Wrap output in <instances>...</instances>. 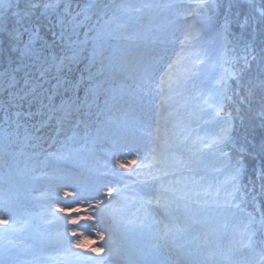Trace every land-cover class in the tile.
Segmentation results:
<instances>
[{"label": "snow or ice", "instance_id": "1", "mask_svg": "<svg viewBox=\"0 0 264 264\" xmlns=\"http://www.w3.org/2000/svg\"><path fill=\"white\" fill-rule=\"evenodd\" d=\"M175 7L172 0H149L140 7L126 0H0V160L23 158L22 175L28 176L48 160L75 165L47 177L54 188L47 196L50 219L44 222L57 227L32 237V248H55L59 255L18 261L11 248L0 249V264H114L117 257L124 264H166L163 249L171 252L169 241L195 229L202 213L223 218L219 233L239 229L245 264H264V137L257 143L249 139L251 132L237 135L235 124L239 118L243 125L241 107L247 106L264 128V47L257 55L253 46L257 33L264 35V0H195L188 6L199 31L213 34L223 64L230 66L216 82L218 131L210 140L198 127L197 106L207 101L197 91V71L178 85L173 79L184 49L175 60L167 56L171 41L163 26L150 30L144 47L138 34H127L131 13H170ZM245 33L251 38L245 55H229L230 37L243 39ZM192 55L193 69L204 63L202 47ZM146 118L154 131L148 151L141 152L134 145ZM101 143L105 150L97 153ZM209 155L218 174L211 181ZM98 156L110 158L111 168L87 163ZM249 156L261 164L256 178L245 184ZM142 169L153 181H141L150 198L139 199L132 205L135 212L126 214L120 181ZM8 174L16 175L13 166ZM9 193L0 197L2 235L22 231L14 217L15 189ZM151 208L160 220L143 214ZM173 211L183 226L166 218ZM157 229L163 245L126 252L129 232ZM133 254L134 262L127 258ZM206 259L233 264L231 253L222 249Z\"/></svg>", "mask_w": 264, "mask_h": 264}, {"label": "rangeland", "instance_id": "2", "mask_svg": "<svg viewBox=\"0 0 264 264\" xmlns=\"http://www.w3.org/2000/svg\"><path fill=\"white\" fill-rule=\"evenodd\" d=\"M120 2V0H116ZM127 3L132 4L135 7H140L142 4L149 2V0H126ZM176 7L169 13L163 12L159 9H144L141 12H133L130 17L126 18V23L128 25L127 34L139 36V42L141 46L144 47L148 43V37L150 35V30L157 27L163 26L168 29L170 36V43L168 45L167 56L172 60L176 59V56L181 54V49H184V54L181 57V61L175 66V71L173 74V79L178 85L181 80H183L190 71H197L198 80H197V91L198 93H203L207 103H200L197 106V115L199 119V131L204 139L210 140L216 132L209 124L211 117H216L213 104L216 102L218 92H217V80L223 74L224 69L228 65L223 64L221 53L218 50L216 43L207 42L206 36H204V31H199L200 24L198 23L194 15L188 14V6L194 4L195 0H172ZM197 33L199 34V41L195 39ZM191 34L189 41L185 42V35ZM213 45L210 47L209 45ZM201 47L206 52V58L204 62L209 65L210 71L206 72L203 77L199 76V67L201 63L195 65L193 69L192 61L195 60V56L192 55L193 52H200ZM157 104L159 101L157 100ZM167 103V101H166ZM153 123L150 118H146L143 122V126L137 134V143L134 145L136 148H139L141 152H147L149 149L150 141L152 136L150 133H153ZM105 150L104 144L97 145V153H102ZM60 162H66L62 160H48L45 163L39 165V167L31 173V176H28L30 182L26 185L28 188H37L33 191L37 197L42 195L45 199V204L40 207L39 212V222L36 228L37 231H54L57 227L55 223L48 224L44 221L50 219V216H47L49 201H47V196L51 194L54 188V182L47 179L49 176H60L64 173L60 171ZM70 165H74L72 162H67ZM89 164H104L108 163L109 168H111L110 158H105L103 156H98L95 161H87ZM22 167H25L23 162ZM212 168V166H211ZM4 170V169H2ZM117 171H122L117 169ZM147 170L142 169L137 175H128L125 173V177L122 179V183L126 185L124 208L125 213L129 214L130 212H135V209L132 207L133 203H136L139 199H148V195L144 193L147 191L139 190L132 185L133 178H143L146 176ZM218 175L213 173L207 178L209 181L212 180L213 176ZM32 177H38V179H33ZM27 189V190H28ZM0 193L2 190L0 189ZM0 197L3 195L0 194ZM63 199V197H61ZM63 206V205H61ZM139 206V205H138ZM143 214L152 216L155 220H160V214L155 208L144 209ZM62 215V214H59ZM15 219H17L20 224L18 227L22 228V231L10 233L8 235L0 234V249L7 250L11 248L14 256V260L18 261H28L39 256L42 259H47L48 257H55L59 255V252L55 248H49L48 252L42 253L31 247L27 240L26 233L23 230L22 216L15 214ZM168 220H173L172 215H166ZM181 224L180 222L174 220ZM210 224H214V221H209ZM218 224V223H217ZM36 226V224H35ZM183 226V224H181ZM193 230L184 233L182 239V248L176 246L175 240L169 241L172 251L170 252L168 248L163 249V256L166 260V264H209L206 259L210 252H219L221 249L227 254L231 253V259L233 264H245V256L240 254L239 249V229L232 228L228 233L222 234L213 233L209 226L202 225L195 233H192ZM158 235V229L152 234L148 232L141 233L139 230H134L129 232L126 243L129 248L126 249V252L131 251L138 253L144 249H151L156 245H163V241L156 238ZM211 239L212 244L208 247V251L205 250L207 247V240ZM9 241H13L12 244H9ZM215 243V245H214ZM183 251V252H182ZM132 261L136 260V255H131ZM249 259V258H248ZM211 263V261H210Z\"/></svg>", "mask_w": 264, "mask_h": 264}, {"label": "trees", "instance_id": "3", "mask_svg": "<svg viewBox=\"0 0 264 264\" xmlns=\"http://www.w3.org/2000/svg\"><path fill=\"white\" fill-rule=\"evenodd\" d=\"M197 20H198V18H197ZM234 31L236 33V37H239L240 31L235 30V29H234ZM203 35L208 38L209 42H211V41H212V43L215 42V38H214L213 34L210 33L209 31L204 30ZM230 39L232 40L231 47H232V49H234V51L230 52L229 55L237 57V58L245 55L244 45L246 42L251 43V38L247 35V33H245L243 39H236L235 37H230ZM210 46L212 47V45H210ZM253 46L256 48L257 55H259L261 48L264 47V35H260L259 33H257ZM241 63H242V61H241ZM228 67H230V66L228 65ZM254 71H255V65H253V72ZM229 84H231L233 88H236V83L234 80H230ZM237 91H239V89H237ZM254 108H255V105L253 106V109ZM240 115L243 117V125L241 126V121L239 118H237L235 120L237 135H245L248 132H251L252 135L249 136V139L251 140L254 137L255 142L258 143L261 140V138L264 137V128L261 127L258 119L254 120L253 110H250L247 106H242ZM217 121H218L217 117H211V121L209 122L211 124V126L213 127L212 130H214L215 132L218 131ZM207 151L210 152L211 150H207ZM229 151H231V150H229ZM209 160H210L209 165H212V163L214 162V157L209 155ZM245 164H246V168H247V175L245 176L243 182L245 184H247L249 180L256 178L254 176V170L258 171L260 164H261V161L259 159L254 158L253 156H249L246 159ZM209 170H210V168H209ZM250 210L251 209H249V211ZM200 216H205V215L202 213ZM200 216H198V217H200ZM198 217H196L195 219H197ZM215 217L216 216H214V218ZM256 239H257V241H260L262 239V237L257 236ZM256 247H257V250H259L261 245L259 243H257Z\"/></svg>", "mask_w": 264, "mask_h": 264}, {"label": "water", "instance_id": "4", "mask_svg": "<svg viewBox=\"0 0 264 264\" xmlns=\"http://www.w3.org/2000/svg\"><path fill=\"white\" fill-rule=\"evenodd\" d=\"M210 68L207 63H202L199 68L200 76H203L206 72H209Z\"/></svg>", "mask_w": 264, "mask_h": 264}]
</instances>
